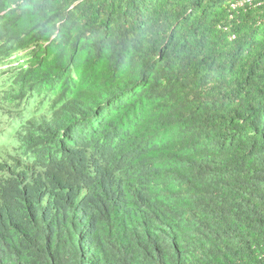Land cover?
<instances>
[{
	"label": "trees",
	"instance_id": "1",
	"mask_svg": "<svg viewBox=\"0 0 264 264\" xmlns=\"http://www.w3.org/2000/svg\"><path fill=\"white\" fill-rule=\"evenodd\" d=\"M233 1L0 0V264H264V3Z\"/></svg>",
	"mask_w": 264,
	"mask_h": 264
},
{
	"label": "rangeland",
	"instance_id": "2",
	"mask_svg": "<svg viewBox=\"0 0 264 264\" xmlns=\"http://www.w3.org/2000/svg\"><path fill=\"white\" fill-rule=\"evenodd\" d=\"M5 88H10V83L9 82H0V92L5 89ZM2 96V92L0 93V97ZM24 109V108H23ZM22 109V111H23ZM14 110L9 108L8 110H4L1 108L0 110V144L6 145L9 143L10 138L9 134L12 132V129L16 126L20 127V123L22 122L19 118H13L9 111ZM3 111V112H2ZM21 111V112H22ZM33 110H28L27 108L24 110V117H30L33 114ZM14 120V121H13ZM2 153L0 154V156Z\"/></svg>",
	"mask_w": 264,
	"mask_h": 264
},
{
	"label": "built area",
	"instance_id": "3",
	"mask_svg": "<svg viewBox=\"0 0 264 264\" xmlns=\"http://www.w3.org/2000/svg\"><path fill=\"white\" fill-rule=\"evenodd\" d=\"M261 3H264V0H235L231 2L230 6H231V9L238 10L241 8L259 5Z\"/></svg>",
	"mask_w": 264,
	"mask_h": 264
},
{
	"label": "clouds",
	"instance_id": "4",
	"mask_svg": "<svg viewBox=\"0 0 264 264\" xmlns=\"http://www.w3.org/2000/svg\"><path fill=\"white\" fill-rule=\"evenodd\" d=\"M3 159H1L0 157V161H2ZM8 164L10 165L11 164V160H7Z\"/></svg>",
	"mask_w": 264,
	"mask_h": 264
},
{
	"label": "bare ground",
	"instance_id": "5",
	"mask_svg": "<svg viewBox=\"0 0 264 264\" xmlns=\"http://www.w3.org/2000/svg\"><path fill=\"white\" fill-rule=\"evenodd\" d=\"M148 18V17H147ZM165 20V19H164ZM145 24H147V23H145ZM144 27V26H143ZM81 52V51H80ZM54 93V92H53ZM97 125V124H96ZM95 130V129H94Z\"/></svg>",
	"mask_w": 264,
	"mask_h": 264
}]
</instances>
